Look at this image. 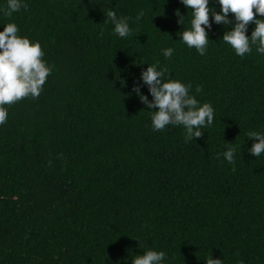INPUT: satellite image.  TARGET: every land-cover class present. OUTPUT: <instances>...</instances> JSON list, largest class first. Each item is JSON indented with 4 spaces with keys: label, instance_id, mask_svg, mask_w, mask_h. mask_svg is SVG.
Masks as SVG:
<instances>
[{
    "label": "trees",
    "instance_id": "obj_1",
    "mask_svg": "<svg viewBox=\"0 0 264 264\" xmlns=\"http://www.w3.org/2000/svg\"><path fill=\"white\" fill-rule=\"evenodd\" d=\"M23 3L9 18L0 0V31L15 23L55 67L39 98L5 105L0 264H132L149 249L166 253L161 264H206L210 254L264 264V153L248 151L258 141L247 135L264 134V55L252 46L240 57L222 40L234 14L229 25L210 15L201 56L179 36L192 19L182 0ZM209 7L221 12L219 0ZM110 9L132 18L130 36L104 23ZM157 61L165 80L190 84V95L213 106L200 138L186 143L182 125L153 131L158 109L133 88L153 99L141 74ZM229 146L235 164L223 156Z\"/></svg>",
    "mask_w": 264,
    "mask_h": 264
},
{
    "label": "clouds",
    "instance_id": "obj_2",
    "mask_svg": "<svg viewBox=\"0 0 264 264\" xmlns=\"http://www.w3.org/2000/svg\"><path fill=\"white\" fill-rule=\"evenodd\" d=\"M182 3L192 10V19L191 28L184 30L179 36L189 48H195L201 56L206 54L209 42L206 28H211L210 15L216 24L229 25L232 23L228 18L230 12L234 14L236 23L230 31L224 33L222 40L240 57L250 54L252 46H256V51L264 55V19L256 18L257 14L264 17V0H219L220 13L209 7V0H182ZM27 7L23 0H7L4 15L11 18L13 13ZM176 14L180 15L178 10ZM143 16L144 11L141 10L135 20L138 22ZM182 17L179 20L180 24ZM131 19L118 17L116 12L110 9L104 23L111 22L114 25V34L126 38L132 34L129 26ZM249 23L255 24L250 37L246 35ZM18 31L15 23L6 24L3 31H0V125L7 122L8 110L5 105H12L29 96L33 99L39 98L47 77L55 67L43 60L44 52L39 41L32 42L26 36L21 37ZM173 52V48H167L163 50V55L170 58ZM158 66L157 61L141 74L143 83L148 86L153 97L151 101L141 94L138 85L133 88L147 108L158 109L151 111L153 131H162L169 124L182 125L186 129V143L200 138L203 134L201 129L213 124V106L207 102L201 105L194 95H190V84L172 78L165 80L166 73L169 77L171 75L167 68L159 69ZM201 91L202 88L196 89L197 93ZM247 135L248 138L258 141L248 151L255 157H260L261 153H264V134L250 131ZM235 153L236 148L229 146L223 156L230 164H235ZM51 164L52 161L49 160V166ZM165 258V252L149 249L142 255H136L132 264H161ZM206 264H223V261L212 259L210 254Z\"/></svg>",
    "mask_w": 264,
    "mask_h": 264
}]
</instances>
